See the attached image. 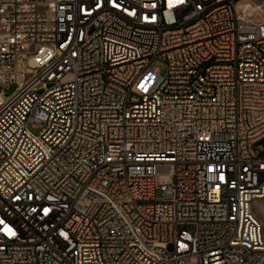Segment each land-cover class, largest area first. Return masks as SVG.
Wrapping results in <instances>:
<instances>
[{
    "label": "built area",
    "instance_id": "obj_1",
    "mask_svg": "<svg viewBox=\"0 0 264 264\" xmlns=\"http://www.w3.org/2000/svg\"><path fill=\"white\" fill-rule=\"evenodd\" d=\"M262 138L264 0H0V264H264Z\"/></svg>",
    "mask_w": 264,
    "mask_h": 264
},
{
    "label": "rangeland",
    "instance_id": "obj_2",
    "mask_svg": "<svg viewBox=\"0 0 264 264\" xmlns=\"http://www.w3.org/2000/svg\"><path fill=\"white\" fill-rule=\"evenodd\" d=\"M152 66H154V67H158V69H159L162 73H163L164 70H165L164 63H163L162 61H160V60H157V59H155V60L152 62ZM14 90H15V85H14V84H11V85H9V87H7V88L5 89V92H6V94H10V93H12ZM259 144L262 146V149L259 150V155H260L261 157H264V138H262V139L259 141ZM157 195H158V196L161 195V191H160V189L157 190ZM263 220H264V217H263Z\"/></svg>",
    "mask_w": 264,
    "mask_h": 264
},
{
    "label": "bare ground",
    "instance_id": "obj_3",
    "mask_svg": "<svg viewBox=\"0 0 264 264\" xmlns=\"http://www.w3.org/2000/svg\"><path fill=\"white\" fill-rule=\"evenodd\" d=\"M257 213H258V216H259V218L262 220L263 225H264V220H263V217H264V209L262 208L261 205H259V206L257 207Z\"/></svg>",
    "mask_w": 264,
    "mask_h": 264
}]
</instances>
